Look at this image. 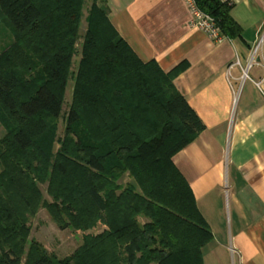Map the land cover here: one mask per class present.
I'll use <instances>...</instances> for the list:
<instances>
[{"label": "trees", "instance_id": "obj_1", "mask_svg": "<svg viewBox=\"0 0 264 264\" xmlns=\"http://www.w3.org/2000/svg\"><path fill=\"white\" fill-rule=\"evenodd\" d=\"M85 1L0 0L16 36L0 54V264H20L28 246V264H204L213 234L173 157L205 125L174 85L178 70L144 63L96 2L67 135L53 154ZM196 1L224 36H241L232 4ZM42 206L61 228L105 229L59 259L29 241V217Z\"/></svg>", "mask_w": 264, "mask_h": 264}, {"label": "crops", "instance_id": "obj_2", "mask_svg": "<svg viewBox=\"0 0 264 264\" xmlns=\"http://www.w3.org/2000/svg\"><path fill=\"white\" fill-rule=\"evenodd\" d=\"M95 2L144 63L178 70L174 85L205 125L173 157L213 234L204 264H264V0H234L241 36L222 41L190 24L185 0Z\"/></svg>", "mask_w": 264, "mask_h": 264}, {"label": "rangeland", "instance_id": "obj_3", "mask_svg": "<svg viewBox=\"0 0 264 264\" xmlns=\"http://www.w3.org/2000/svg\"><path fill=\"white\" fill-rule=\"evenodd\" d=\"M91 6V0H87L86 6L83 9V15L80 20V25L77 33V38L74 42L73 46V55L70 66V75L69 82L65 92L64 98V107H63V116L60 118L59 123L57 125L55 141L53 144V154L56 156L58 151L62 147V143L67 135V123L66 118L69 113V109L72 105L74 89L76 84V78L80 67V62L83 55V45L85 35L89 26V8ZM16 41V36L11 30V28L5 23L2 16L0 15V54L7 52ZM16 59H19L15 57ZM33 58L34 57H30ZM21 61L16 64H20ZM13 66V64H12ZM38 69H41V64ZM6 134V128L0 121V137H3ZM78 134L82 136L84 145L88 147V145H92L90 140L87 138V133L84 131L83 127H78ZM74 139L78 140L76 136ZM91 149V147H89ZM87 150V149H86ZM2 169L0 163V170ZM130 181V177L126 175L121 183L125 185ZM43 196L47 201H51L50 197L47 193V185H40ZM28 225L30 226V235L29 241L35 240L41 244L47 250V252L51 255L57 256L59 259L66 258L72 255L76 249H78L83 243V236L87 233H98L100 228L103 227L99 225L93 230L82 232L76 231L72 228H61L51 217L48 210L45 207H40L37 214L35 216H30ZM27 247L24 255L22 256L20 264H28V252Z\"/></svg>", "mask_w": 264, "mask_h": 264}, {"label": "built area", "instance_id": "obj_4", "mask_svg": "<svg viewBox=\"0 0 264 264\" xmlns=\"http://www.w3.org/2000/svg\"><path fill=\"white\" fill-rule=\"evenodd\" d=\"M224 3L232 4L234 0H221ZM187 7L192 15L190 24L204 31L211 39L215 41H222L224 36L221 30L216 25L215 19L208 13L200 9L196 0H185ZM258 44L254 50V55L259 48Z\"/></svg>", "mask_w": 264, "mask_h": 264}]
</instances>
